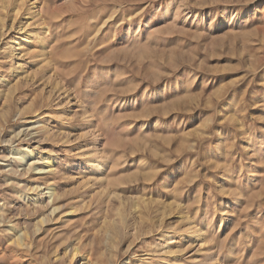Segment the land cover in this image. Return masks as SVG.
<instances>
[{
  "label": "rangeland",
  "instance_id": "374dc122",
  "mask_svg": "<svg viewBox=\"0 0 264 264\" xmlns=\"http://www.w3.org/2000/svg\"><path fill=\"white\" fill-rule=\"evenodd\" d=\"M43 2L48 56L0 49V264H264V0Z\"/></svg>",
  "mask_w": 264,
  "mask_h": 264
},
{
  "label": "bare ground",
  "instance_id": "6f19581e",
  "mask_svg": "<svg viewBox=\"0 0 264 264\" xmlns=\"http://www.w3.org/2000/svg\"><path fill=\"white\" fill-rule=\"evenodd\" d=\"M24 1V0H23ZM4 2V1H3ZM6 2V1H5ZM2 3V2H1ZM0 3V4H1ZM7 3H8V5H5V6H2V7H4V9H6L7 8V10L8 9H10V7L9 6H11L12 4H13V0H7ZM4 4V3H3ZM44 5H45V2H43V0H35V2H33L32 4H31V7H32V9L34 10V15H33V17H31V16H27V17H25L24 18V20H25V23H23V22H19V24H17V27L15 26L16 24H14L15 23V21L12 23V25H6L5 24V22H4V18L2 17V16H0V42L2 41V44H1V47H0V49H3V48H5V46H6V49L5 50H9L8 51V53L10 52L12 55H11V57L13 56V60H14V58H15V60L16 59H19L20 57L19 56H21V54L23 55V56H25L26 57V59H28L30 62H32V61H34V60H36V59H38L39 57H46V56H48V54L49 53H42V54H39L37 51H36V46H34V45H32L33 43H32V36H31V34H32V32H31V30H28L27 28L28 27H30V25H29V22H31L32 20H35L36 22H45V19H46V16H45V14H44ZM12 9H14L15 10V13H16V15L17 14H19L20 13V9H16L15 8V6L12 8ZM10 11V10H9ZM6 13V12H5ZM13 13V12H12ZM21 14V13H20ZM0 15H1V11H0ZM22 17V16H21ZM15 19V18H14ZM18 29V32L19 33H21L20 35H21V40L19 41V42H12V37L9 35L10 33L8 32V31H11V30H13V29ZM9 33V34H8ZM43 46H44V49H47V45H46V43L44 42L43 43ZM49 49V48H48ZM41 50V49H40ZM19 51V54L18 55H16L17 53L16 52H18ZM14 53H16V54H14ZM3 54V53H2ZM10 55V54H9ZM23 56H21L22 57V59L24 58ZM3 59V58H2ZM47 61H48V57L46 58V63H47ZM17 63V62H16ZM15 63V64H16ZM48 63H49V61H48ZM18 64V63H17ZM16 64V65H17ZM19 64H20V62H19ZM3 65V64H2ZM0 66V71H3L2 69H4V67L3 66ZM6 68V67H5ZM7 69V68H6ZM9 69V68H8ZM20 71H22V69H21V67L20 66H17L16 67V73L18 74ZM4 72V71H3ZM1 76V75H0ZM18 76V75H17ZM2 77H3V75H2ZM1 80V79H0ZM4 96V95H3ZM7 96V95H6ZM5 97V96H4ZM4 97H2V98H4ZM5 99V98H4ZM5 100H8V99H5ZM43 126H40V129L42 128ZM28 131V130H27ZM25 132V131H24ZM24 132H22V131H20L19 133H14L15 134V138H18V139H20V136H24L25 134H24ZM40 131H38V133H39ZM38 133H36V134H38ZM28 136H31V140L32 139H35L36 137H37V135H35V133L33 134H29V135H27V137ZM26 137V136H25ZM48 137V136H47ZM13 138V137H12ZM21 138H23V137H21ZM30 138V137H29ZM18 139H17V141H18ZM25 140V139H24ZM22 152H23V150H22ZM26 152H27V149H25L24 150V152H23V155L19 158L20 160H23V159H27V158H29V157H27V156H25V154H26ZM14 154V153H13ZM16 159V158H15ZM30 159V158H29ZM45 159V158H44ZM46 168H50V167H53V165H52V162H51V158H46ZM34 162V161H33ZM45 163V162H44ZM30 165V164H29ZM34 169V168H33ZM25 170H27V169H25ZM24 170V171H25ZM32 170V169H31ZM38 170V169H37ZM47 172V171H46ZM49 181V180H48ZM34 189H31V190H35V191H37L38 190V188L36 187H33ZM30 189V188H29ZM46 189V188H45ZM47 190H48V193L50 194V197H49V203H50V201H51V199H52V202H54V200H56V194H55V189L53 188V187H47ZM33 191H29V192H33ZM38 192V191H37ZM33 194H35V193H33ZM33 194H29V195H25L26 197V199H28L29 200V198H30V196H37L36 194L35 195H33ZM60 197V196H59ZM32 200V199H31ZM42 202V201H41ZM39 203H40V201H39V199H36V201H35V204H38L39 205ZM48 203V204H49ZM43 205V204H42ZM50 205V204H49ZM3 206V205H2ZM32 206V205H31ZM36 206V205H35ZM46 206V205H45ZM1 207V206H0ZM53 207V206H52ZM2 208V207H1ZM46 208V207H45ZM58 209V207L57 208H54V209H52L51 208V210L52 211H50V214H54L55 213V211H58L57 210ZM2 210V209H1ZM0 210V211H1ZM35 210V213L37 212V210H38V208L37 209H34ZM38 212H40V210L38 211ZM42 212V211H41ZM73 212H71L70 214H72ZM44 219V220H43ZM40 221V220H39ZM43 221H45V218H43L42 217V219H41V221H40V223L41 222H43ZM69 223V222H68ZM64 224V223H63ZM69 225V224H68ZM68 225H66V226H68ZM61 226V225H60ZM13 230H14V228H13ZM12 230V231H13ZM47 230V229H46ZM50 230H52V229H50ZM17 232V231H16ZM42 232H44V230L42 231ZM52 233V232H51ZM43 234V233H42ZM55 234H57V233H55ZM45 236V235H44ZM52 236V235H51ZM56 236V235H55ZM79 236V235H78ZM14 240H13V243L15 242L17 245H19V247L18 248H20V246L22 247H24V245H26L25 244V242H24V240L27 238V235L26 234H24V232L23 233H21V231H20V233L18 232V233H16V234H14ZM16 238V239H15ZM39 238V237H38ZM42 238V237H41ZM43 239H45V238H43ZM42 239V240H43ZM42 240H40V241H42ZM52 240V239H51ZM45 241V240H44ZM48 241V240H47ZM47 241L45 242V243H47ZM12 243V242H11ZM44 243V245L46 246L47 244H45ZM50 243V242H49ZM52 243H55V242H52ZM44 246V247H45ZM17 247V246H16ZM40 248H42V245H41V247ZM56 250H57V248H56ZM75 250V252H77V253H79V249H74ZM80 254H81V257H84V254H82V252H80ZM39 255V254H38ZM43 255V254H42ZM42 255H40V256H42ZM77 255V254H76ZM93 256V255H92ZM46 257V255L44 256V258ZM60 257V256H59ZM58 257V258H59ZM57 258V257H56ZM57 258V259H58ZM62 258V257H61ZM56 259V261H58ZM91 259V258H90ZM37 260V259H36ZM60 260V259H59ZM82 260H84V259H82ZM93 260V259H92ZM44 261V260H43ZM90 261V260H89ZM55 262V261H54ZM92 263H93V261H92ZM55 264V263H54ZM56 264H57V262H56ZM61 264V263H60ZM63 264V263H62ZM86 264H90V262H87ZM98 264V263H97Z\"/></svg>",
  "mask_w": 264,
  "mask_h": 264
}]
</instances>
